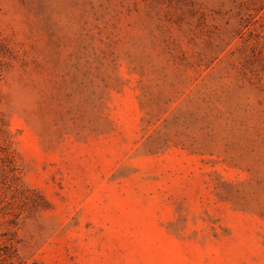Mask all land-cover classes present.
<instances>
[{
  "label": "rangeland",
  "instance_id": "rangeland-1",
  "mask_svg": "<svg viewBox=\"0 0 264 264\" xmlns=\"http://www.w3.org/2000/svg\"><path fill=\"white\" fill-rule=\"evenodd\" d=\"M0 264H264V0H0Z\"/></svg>",
  "mask_w": 264,
  "mask_h": 264
}]
</instances>
